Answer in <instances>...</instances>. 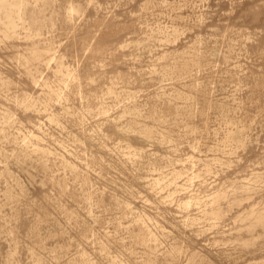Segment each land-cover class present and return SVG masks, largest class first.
<instances>
[{"label":"rangeland","instance_id":"rangeland-1","mask_svg":"<svg viewBox=\"0 0 264 264\" xmlns=\"http://www.w3.org/2000/svg\"><path fill=\"white\" fill-rule=\"evenodd\" d=\"M0 264H264V0H0Z\"/></svg>","mask_w":264,"mask_h":264}]
</instances>
